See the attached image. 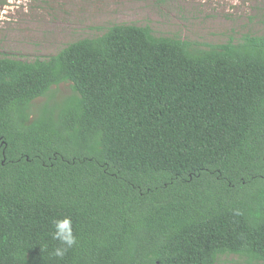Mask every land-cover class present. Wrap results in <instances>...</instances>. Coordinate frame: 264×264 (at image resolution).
Returning <instances> with one entry per match:
<instances>
[{
    "label": "trees",
    "instance_id": "16d2710c",
    "mask_svg": "<svg viewBox=\"0 0 264 264\" xmlns=\"http://www.w3.org/2000/svg\"><path fill=\"white\" fill-rule=\"evenodd\" d=\"M226 256L264 264V33L202 44L115 24L0 58V264Z\"/></svg>",
    "mask_w": 264,
    "mask_h": 264
},
{
    "label": "rangeland",
    "instance_id": "374dc122",
    "mask_svg": "<svg viewBox=\"0 0 264 264\" xmlns=\"http://www.w3.org/2000/svg\"><path fill=\"white\" fill-rule=\"evenodd\" d=\"M115 24L149 26L158 36L202 44L238 42L264 33V0H0V58L46 59ZM71 91L61 84L55 100ZM219 264L248 263L226 256Z\"/></svg>",
    "mask_w": 264,
    "mask_h": 264
},
{
    "label": "clouds",
    "instance_id": "9594fccd",
    "mask_svg": "<svg viewBox=\"0 0 264 264\" xmlns=\"http://www.w3.org/2000/svg\"><path fill=\"white\" fill-rule=\"evenodd\" d=\"M55 232L53 238L59 240L66 247H57L54 250V255L62 258L67 251V248L72 247L76 243V237L72 232V221L70 217H64L54 221Z\"/></svg>",
    "mask_w": 264,
    "mask_h": 264
}]
</instances>
